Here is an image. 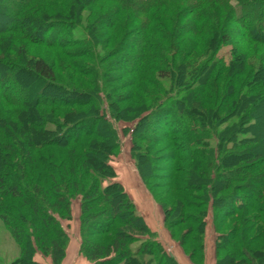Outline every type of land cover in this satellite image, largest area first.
Masks as SVG:
<instances>
[{"label":"trees","instance_id":"trees-1","mask_svg":"<svg viewBox=\"0 0 264 264\" xmlns=\"http://www.w3.org/2000/svg\"><path fill=\"white\" fill-rule=\"evenodd\" d=\"M178 1L117 0L119 7L114 11L100 12L88 23L79 9L72 13V4L65 11L56 0H0V22H5L0 28V100L16 107L19 116L26 114L19 122V136L0 123L1 234L8 232L19 249V256L5 263L41 264L37 257L42 254L52 264H62L70 242L74 205L78 203L79 253L90 264H179L151 231L125 185L117 180L113 161L124 147L121 133L131 131L130 152L136 169L163 208L166 228L191 259L203 264L206 226L212 212L216 264H264L262 247H256L258 242L264 243V154L252 146L264 128V117L256 114L264 103L259 97L264 94V82L256 78L264 64L255 60L251 67H245L249 63L245 54L235 51L229 42L232 19L243 27L247 39L264 45V0H185L188 5L180 12L189 11L194 17L189 27L192 33L198 37L211 35L202 62L189 60L200 52L198 44L187 45L183 32L170 33L167 19L159 14L161 9H174ZM126 10L144 17L139 26H133L136 20L130 16L121 22ZM107 18L124 32L114 53L119 57L134 53L137 59L131 71L145 83L162 87L157 93L145 83L132 82L151 98L132 118L123 114L117 102L124 101V95H113L119 86L110 84L109 53L99 44L100 36L107 31L99 33L98 26ZM179 19L176 24L181 26ZM8 30L26 43L70 48L75 58L68 65L78 75L90 76V87L77 88L72 86V79L62 80L44 58L35 59L31 68L19 67L11 61L14 53L9 57L2 52ZM131 36L134 46L127 44ZM16 38L10 39L11 51L16 46L18 51H26L27 44L21 42L18 47ZM228 45L230 50L223 52ZM57 67L61 70L64 65L59 63ZM36 78L42 86L39 93L32 94L25 83ZM160 79L169 82L165 85ZM43 88L54 89L58 96L46 95L43 99ZM86 104L91 108L64 111ZM228 114H233L234 122L219 127L218 122ZM119 123H123L122 129ZM237 124L241 129L229 139ZM150 127L153 134L161 132L157 138L169 137L180 147L183 143L182 148L187 150L191 164L187 206L199 207L198 216L184 212V217L171 220L170 209L150 182L146 168L149 155L139 142L150 139L146 130ZM177 152L164 160H176ZM89 175L93 180L86 183ZM198 190L203 193L200 203L192 200L199 197ZM24 207L31 212L25 214ZM252 212L254 216H248ZM236 214L242 215L239 226L230 233L223 232L226 220ZM187 221L193 226L184 236H178L176 229ZM255 228L257 234L253 233ZM112 232L116 233L105 240L94 238ZM236 240H240V248ZM240 258L243 263L237 261ZM2 261L0 264H4Z\"/></svg>","mask_w":264,"mask_h":264},{"label":"rangeland","instance_id":"rangeland-1","mask_svg":"<svg viewBox=\"0 0 264 264\" xmlns=\"http://www.w3.org/2000/svg\"><path fill=\"white\" fill-rule=\"evenodd\" d=\"M62 8H64L65 11H69L68 6L72 4V13L75 12V10L80 12V16L82 17L84 22L91 23L95 20V16H98L97 14L101 15L105 13H109L114 11L115 7H119V3L117 0H56ZM137 1V0H134ZM65 3V4H64ZM75 5V6H74ZM188 2L185 0H180L176 3L175 8H179V10H168V9H161L159 10V14L167 19V29L168 31L172 32L175 31L174 33H178L179 35L183 32L185 33L184 35L186 36L185 42L187 45L192 47V44L197 43V47L199 49V53L197 55H191L190 59L191 61L193 60H199V62L205 61L206 54H205V49H207L211 43L209 41V38L211 35L209 33L207 35H204L202 37H198L196 33H192L190 30L191 22L190 20L193 19L194 17L192 14L188 12H180V9L183 8L184 6H187ZM121 14V22L127 21V18L134 17L136 22L133 23V26H139L141 21L143 20V16H138V14L135 15L134 12L131 11H124ZM182 13V14H181ZM159 15V16H160ZM138 16V17H137ZM137 17V18H136ZM169 17H172V20L169 21ZM181 17H183L181 19ZM180 18V19H179ZM262 18V16L260 17ZM259 18V19H260ZM179 19V22H181V26H178L176 24V20ZM229 26H231V33H230V40L229 42L234 46L235 51L237 52H243L245 54V59L248 60V64H246L245 67L249 68L251 67V62H257L263 63L264 64V45L257 44L249 39L246 38V36L243 35V27L239 25L238 23L234 22L232 19L229 20ZM252 21H255V18L252 19ZM190 22V23H189ZM5 22H0V28L4 26ZM112 18H107L104 21V24L98 26V31L99 33H103L107 31L106 33H103L100 38H99V44L102 49H104L107 53H109V57L107 58V63L108 68L111 71L110 74V84L112 86L117 87L119 86V89L113 93V95H116L117 92L118 94L121 93L124 95L125 98H123L124 101L117 100L119 107L123 111V114L127 118H132L137 115L139 110H137L138 107H141L145 103V101H149L151 98L149 95H146L145 91H140L138 90L139 88L132 86V82L134 80H137V84H143L145 83L142 79L141 76H138L136 73H133L131 70L132 68L136 65V57L133 55L134 53L127 54L125 56L119 57L117 56L114 51L117 46V43L121 41L123 37V31H119L115 26ZM132 26V27H133ZM170 32V33H171ZM211 33V32H210ZM6 38V41H8L6 44H1L2 47V52L7 53L9 57L15 54L13 57L14 60H11L15 62V64H18L19 67H27L31 68L33 65L32 63L34 62L35 59L37 58H44L46 61H48L51 65L54 66L56 72L59 74V78H61L64 81H72V86L77 87V88H87L90 87L89 81H90V76H81L78 75L77 72L75 71V68L72 66L68 65L70 61H73V58L75 56L71 55V49L70 48H63V49H54L50 48L47 46H41L39 44L32 43L30 44L29 42H25L23 39H21V36L15 32H6V35H4ZM12 36H17L18 42L17 45L18 47L20 46L21 42L22 44L26 43L27 44V50L26 51H18L17 46L14 48V51H11V45H10V39H12ZM206 36V37H205ZM133 39L134 37H130L127 40V44L129 46H134L133 44ZM229 46V45H228ZM134 48V47H133ZM231 46L225 47L223 52H228L230 50ZM12 55H11V54ZM14 53V54H13ZM78 61V59H75V61ZM62 63L64 65L63 69H59L57 67V64ZM262 72L257 75V80L260 82H264V68H262ZM13 73V72H12ZM10 73V74H12ZM73 76V78H71ZM161 80V79H160ZM164 82L165 85L169 82L168 79H163L161 80ZM128 83L129 86L128 88L126 87L123 89V87ZM25 87L30 90L32 94L34 93H39L40 88L42 86V83L40 82L39 79H32L30 81H27L25 83ZM264 84V83H263ZM147 88H150L151 91H156L157 93L162 90V87H160L159 84L155 85H150V84H143ZM115 87V88H116ZM46 88V87H45ZM43 88V91H41L42 98H46V95H55L58 96V93L52 89L48 88L45 89ZM264 90V89H263ZM160 94V93H159ZM158 94V95H159ZM261 99L264 98V94L262 93L259 96ZM43 98V99H44ZM259 98V99H260ZM145 107V105H144ZM143 107V108H144ZM91 108V105L86 104L84 106L82 105H76V106H71L69 108H64V111L69 110L71 111H84L88 110ZM142 108V109H143ZM41 110H48L45 107H42ZM19 110L8 104L6 101H1L0 100V123H4L3 125L6 126V124L13 129L15 132L18 133V136L21 135V127H20V120L25 118L26 114L23 113L21 116L18 115ZM61 111H59L58 114H60ZM256 114L260 117H264V103L263 105L258 108V111ZM32 115V114H31ZM78 115H75L73 117L77 118ZM73 117L71 119H73ZM80 117V116H79ZM5 121V122H4ZM234 122V116L233 114H228L225 115L219 122L218 126L219 127H224L225 125H228L230 123ZM264 123V121H263ZM128 126H132L133 123H127ZM14 126H16L14 128ZM120 128H123V123H119ZM147 128V126L145 127ZM241 129V126L238 124L236 125L235 129L233 130L232 134L228 135L229 139H234L236 137V134L239 132ZM149 133L147 134L150 139L148 141H142L140 140V145L142 146V150H145L147 154L149 155L146 165H147V172L149 174V180L152 183L156 193L158 194L159 198L168 206L171 212V220H176L184 217L183 213L187 212L189 214H193V217L198 216L201 213V209L199 207H191L187 206L188 202L187 200H190V196H188L189 191L187 190V181L190 178V159L188 156L187 150L185 151V147L182 148L183 143H181V147L176 143V140H171L169 137H164L160 135L158 136L159 133H151L152 132V127L146 129ZM144 132L145 129H142ZM34 133V132H33ZM32 133V134H33ZM131 131L129 134H123L121 133L122 139L124 141V147L128 145L129 148H131ZM31 135V132L28 131V135ZM26 135V134H25ZM34 136L36 134L34 133ZM32 137V136H31ZM18 138V137H17ZM20 138V137H19ZM23 138V137H22ZM20 142H23L22 140ZM88 142V140H87ZM177 146V147H176ZM252 146H255L253 148H256L257 150L263 151L262 154H264V128L262 130V135L261 138L258 139ZM179 147V148H178ZM128 148V149H129ZM175 148V149H174ZM177 148V149H176ZM182 149V150H181ZM50 150V148L48 149ZM52 150L57 151L55 148ZM174 150L180 151L177 152L178 158L173 161H165L164 157L168 156L169 154H172ZM47 149L43 150L45 155H48L47 157L49 158L48 152H46ZM163 159V160H162ZM55 160V159H52ZM57 163V161H55ZM170 168V169H169ZM174 178V179H173ZM91 180H93V177L91 175L88 176V179L86 180V183H90ZM7 186L9 182H6ZM196 192V191H193ZM198 198L195 197L192 200H195V202L200 203L201 202V196L203 193L201 191L196 192ZM18 201V200H17ZM178 204V206H177ZM200 206V205H198ZM29 207H24L23 211L25 214H29L31 210H28ZM247 216V215H246ZM248 216H254V213L252 212ZM242 215L241 214H236L234 216H231L229 219L226 220L225 226H224V231L226 233H230V230L234 229L235 227L239 226V222H241ZM74 221V220H73ZM73 221L71 222V225H73ZM193 226V222L187 221L186 223L184 222L180 227L176 229L177 235L178 236H184L189 228ZM72 227V226H71ZM241 228V227H240ZM1 230L4 231V228L0 227V260H3L2 262L4 264H7L5 262L8 261L9 258L11 257H17L19 256V249L18 247L16 248V244L12 240L11 236L9 235L8 232H5L4 234H1ZM257 228L254 229V234H257ZM116 232L109 233L108 235H97L94 238L97 239L98 241H102L103 239L110 238L113 236ZM240 233H242L240 231ZM240 240H236L235 243H239ZM234 243V244H235ZM241 245L238 244L237 248H240ZM256 247H262L261 249L264 250V243L263 241L258 242ZM255 248V247H254ZM252 249V248H251ZM261 250V254L264 255V251ZM226 257L225 254H223V257ZM40 261L41 264H52L51 260L47 257L42 256V254H38L37 257ZM238 262H244L243 259H238ZM236 262V260H235Z\"/></svg>","mask_w":264,"mask_h":264},{"label":"crops","instance_id":"crops-1","mask_svg":"<svg viewBox=\"0 0 264 264\" xmlns=\"http://www.w3.org/2000/svg\"><path fill=\"white\" fill-rule=\"evenodd\" d=\"M128 145L123 147L121 153L113 161L117 171V180L125 185L129 196L134 200L140 214L144 217L152 232L157 234L163 245L177 259L179 264H196L184 251L180 243L173 239L164 224L165 212L147 189L142 177L136 169ZM75 217L70 228V242L66 257L62 264H90L89 260L79 253L80 248V205L75 203ZM214 216L208 218L205 233V253L203 264H216V233L214 231ZM39 260V259H38Z\"/></svg>","mask_w":264,"mask_h":264}]
</instances>
